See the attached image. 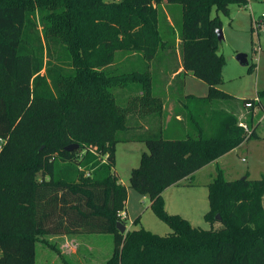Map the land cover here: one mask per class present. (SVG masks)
Returning a JSON list of instances; mask_svg holds the SVG:
<instances>
[{
	"label": "trees",
	"instance_id": "16d2710c",
	"mask_svg": "<svg viewBox=\"0 0 264 264\" xmlns=\"http://www.w3.org/2000/svg\"><path fill=\"white\" fill-rule=\"evenodd\" d=\"M213 2L0 0V264H35L37 240L47 235L93 234L112 236L106 264H264V177L226 180L216 167L206 185L207 230L163 210L162 190L254 136L231 116L217 134L201 126L195 102L226 95L217 89L221 23L209 26L211 9L228 15L229 3L247 0ZM175 55L164 110L151 63ZM187 74L208 94L172 99L182 106L168 121L172 83ZM118 142L145 144L129 187L148 197L170 233L116 229L127 201L113 171Z\"/></svg>",
	"mask_w": 264,
	"mask_h": 264
},
{
	"label": "rangeland",
	"instance_id": "374dc122",
	"mask_svg": "<svg viewBox=\"0 0 264 264\" xmlns=\"http://www.w3.org/2000/svg\"><path fill=\"white\" fill-rule=\"evenodd\" d=\"M228 9V15H224L212 8L209 21L211 28L216 27L218 20L221 23L223 39L218 41L217 53L222 55L223 65L222 81L217 89L226 95L216 100H197L195 104L200 109L201 126L205 134H217L222 121L231 116L235 118L238 126H246L249 130L247 136L254 128V136L244 138L239 146L221 156L216 163L207 164L178 185L161 191L165 213L179 215L191 225L204 230L210 228L203 217L209 209L206 185L214 175L216 167L223 171L226 180L264 177V95H260L264 91V0H247L241 5L229 3ZM174 14H179L178 9L174 10ZM175 32L177 34V29ZM239 53L246 54V66L236 61L235 57ZM178 56L166 57L163 64L151 63V76L153 75L156 81L154 94L161 96L164 110L170 94L162 83L169 80L166 71L170 68L173 70L179 64ZM115 60L118 65L126 63L118 53ZM133 62H136L134 56L130 60V63ZM172 84V97L167 109L168 121L172 117V109L180 111L178 107L182 106H174L172 99L178 100L183 94L200 99L208 94L207 84L190 74L181 75ZM126 95L127 90L122 95L124 100ZM255 97L259 102L252 100ZM131 101L137 103V99ZM246 102H251V106L246 107ZM128 111H123L124 118ZM180 114L185 117L184 112ZM133 134L135 133L131 131L128 135ZM143 153L148 151L145 144L140 142H118L115 145L113 171L127 191L125 210L121 213L124 217L123 224L127 230L143 228L163 236L170 233L169 227L150 208L148 197L129 187L130 171L139 166ZM212 227L217 228L219 225L214 223ZM42 238L37 240L35 245L36 264H106L113 250V239L109 234L47 235Z\"/></svg>",
	"mask_w": 264,
	"mask_h": 264
},
{
	"label": "water",
	"instance_id": "95a60500",
	"mask_svg": "<svg viewBox=\"0 0 264 264\" xmlns=\"http://www.w3.org/2000/svg\"><path fill=\"white\" fill-rule=\"evenodd\" d=\"M216 36H217V40L219 42H221L222 39H223L221 29H217L216 30ZM235 59L240 65H242V66H246L247 65V56H246V54L239 53V54L236 55ZM76 148H77L76 144H71V145L65 147L64 150L67 151V152H71V151L75 150ZM243 178H241V179H243ZM219 219H220L219 215H216L215 216V220L219 221ZM116 229L118 230V232L120 234H125V232H127L126 228H125V225L122 224L121 222H117L116 223Z\"/></svg>",
	"mask_w": 264,
	"mask_h": 264
},
{
	"label": "built area",
	"instance_id": "2783aa9c",
	"mask_svg": "<svg viewBox=\"0 0 264 264\" xmlns=\"http://www.w3.org/2000/svg\"><path fill=\"white\" fill-rule=\"evenodd\" d=\"M254 102H259V99L257 97H255L254 99H252ZM251 102H246L245 106L246 107H250L251 106ZM239 126L244 130V132L247 134L249 133V130L246 128V126H244L243 124H239ZM120 218V222L124 219L123 215H119L118 216Z\"/></svg>",
	"mask_w": 264,
	"mask_h": 264
},
{
	"label": "crops",
	"instance_id": "0c3cea01",
	"mask_svg": "<svg viewBox=\"0 0 264 264\" xmlns=\"http://www.w3.org/2000/svg\"><path fill=\"white\" fill-rule=\"evenodd\" d=\"M169 19V18H168ZM182 70V68L180 67L178 70H177V72L175 73V74H172L170 77L171 78H173L178 72H180ZM170 108V107H169ZM254 129V128H253ZM218 160V159H217ZM242 160H244V159H242ZM217 161H215V163H216ZM126 231H128L127 229H126ZM63 236H65V235H63ZM36 252H35V264H36Z\"/></svg>",
	"mask_w": 264,
	"mask_h": 264
}]
</instances>
